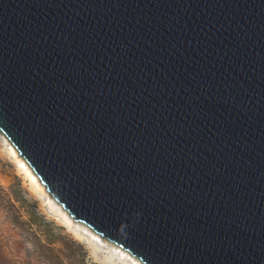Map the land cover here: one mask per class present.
Segmentation results:
<instances>
[{"label":"water","instance_id":"1","mask_svg":"<svg viewBox=\"0 0 264 264\" xmlns=\"http://www.w3.org/2000/svg\"><path fill=\"white\" fill-rule=\"evenodd\" d=\"M0 130L144 264H264V0H0Z\"/></svg>","mask_w":264,"mask_h":264},{"label":"rangeland","instance_id":"2","mask_svg":"<svg viewBox=\"0 0 264 264\" xmlns=\"http://www.w3.org/2000/svg\"><path fill=\"white\" fill-rule=\"evenodd\" d=\"M10 143L0 130V264H144L33 184Z\"/></svg>","mask_w":264,"mask_h":264},{"label":"bare ground","instance_id":"3","mask_svg":"<svg viewBox=\"0 0 264 264\" xmlns=\"http://www.w3.org/2000/svg\"><path fill=\"white\" fill-rule=\"evenodd\" d=\"M11 144V143H10ZM11 151L13 155L16 157V161L21 168V170L24 172L25 176L33 183L35 184L38 188L44 189V185L40 182V180L37 178V176L33 173L31 170L30 166L24 161L23 158L18 157L19 153L11 146ZM39 189V190H40ZM45 190V189H44ZM46 192V191H45Z\"/></svg>","mask_w":264,"mask_h":264}]
</instances>
